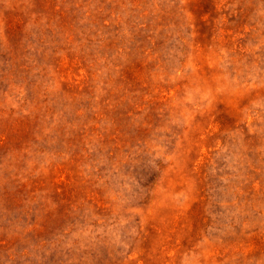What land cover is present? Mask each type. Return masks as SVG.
Wrapping results in <instances>:
<instances>
[{
	"label": "rangeland",
	"instance_id": "obj_1",
	"mask_svg": "<svg viewBox=\"0 0 264 264\" xmlns=\"http://www.w3.org/2000/svg\"><path fill=\"white\" fill-rule=\"evenodd\" d=\"M0 264H264V0H0Z\"/></svg>",
	"mask_w": 264,
	"mask_h": 264
}]
</instances>
